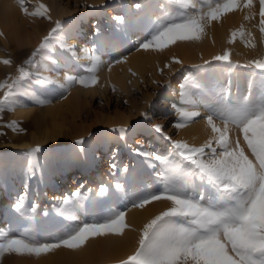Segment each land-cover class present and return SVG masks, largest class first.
I'll use <instances>...</instances> for the list:
<instances>
[{
    "label": "snow or ice",
    "instance_id": "6c2138e0",
    "mask_svg": "<svg viewBox=\"0 0 264 264\" xmlns=\"http://www.w3.org/2000/svg\"><path fill=\"white\" fill-rule=\"evenodd\" d=\"M15 2L24 15L51 20L50 9L46 5L41 3L30 12L26 0ZM167 3L179 10L166 12L158 23L150 27L137 51L162 52L177 41H199L212 21H219L225 12L253 6V0H243V4L239 0H202L198 8L192 0H167ZM135 7L139 9L142 5L137 3ZM189 7L194 11L189 12ZM253 17L245 16V19ZM259 17V31L264 35V0H259ZM115 19L118 25L125 22L121 16ZM62 29L61 22L55 21V26L24 62L37 69L35 73L21 66L18 68L19 77L9 76L0 82V91L3 92L0 96V114L14 111L17 107H27L20 97L36 106H44L51 102L48 97L57 89L66 92L75 85L94 87L99 83L96 73L102 65L107 64L108 71H111L113 64L127 61V57L104 61L97 55L98 48L94 46L82 49L84 58L91 61V66L86 69L87 74H65L64 83L41 75L40 67L45 72L52 71V68L47 64L38 65L35 57L44 50L55 49L56 41H59V48L70 53L73 59L81 58L76 55L74 46L63 42L60 35ZM238 34L241 38L245 36L243 31H234L228 43H233ZM247 35L250 37L251 33ZM251 47L255 48V44H251ZM213 61L219 62L217 67L229 71L240 67L231 61L227 49L223 54L213 56L211 61L204 60L202 65L195 67L204 69L205 65H212ZM0 63L11 65L12 61L3 59ZM172 63L181 64L182 61L173 57L164 68L170 69ZM243 67L250 69L248 90L245 96L236 100L231 95V77L226 83L217 85L212 100L206 99L204 87L197 83L192 73L184 76L183 82L179 84V99L171 103V109L177 116L173 127L181 129L195 122L201 116L198 108L203 106L207 112L204 117L205 128L206 131L210 129V135L202 144L196 146L185 140H173L164 131V126L156 123L148 131L168 142V154L162 156L155 151L143 150L140 146L133 149L146 161H158L163 172L158 186L152 191L140 193L132 207L143 209L159 201L167 202L168 207L150 218L141 228H132L126 222V211L121 210L119 205L114 207L110 202L116 192L123 191V186L117 183L116 191H113L110 186L101 184L95 194L103 198L97 201L100 205L99 218L91 222L82 221L72 209L87 199L91 190L84 193L81 191L84 186L81 185L69 195L58 198V207L55 208L59 216L73 222L70 227L46 241L30 235L28 230L16 235L0 231V257L13 253L40 257L61 247L80 249L90 238H120L125 230H131L139 232L137 247L119 264H264V58L250 60ZM163 70L159 69L161 74ZM131 74L136 75L134 72ZM112 88L115 91L114 85ZM253 89L259 90L255 97L252 95ZM140 115L145 120L151 119L147 112H141ZM217 120L221 123L217 124ZM6 127L13 131L22 130L14 120ZM233 127L242 134L250 154H246L241 147L239 137L235 140L231 138ZM113 131L118 132V139L124 140L126 144L127 136L136 134V126H122ZM75 143L83 145L84 140L81 138ZM42 151L37 145L26 153L23 172L25 191L9 206L21 219L38 212L39 206L28 202V189L32 177L42 171ZM118 152V148L113 150L112 163L109 165V172L113 176L118 170L115 160ZM52 155L57 158L62 154L53 149ZM120 170L127 173L128 167L124 166Z\"/></svg>",
    "mask_w": 264,
    "mask_h": 264
},
{
    "label": "rangeland",
    "instance_id": "374dc122",
    "mask_svg": "<svg viewBox=\"0 0 264 264\" xmlns=\"http://www.w3.org/2000/svg\"><path fill=\"white\" fill-rule=\"evenodd\" d=\"M86 1L87 0H26L30 12L42 3L49 9H55L59 17L57 19L51 17V20L31 17L24 15L20 10L18 22L24 24L23 32L19 35L21 45L16 47L15 43L9 40L7 31L4 33V40L0 37V46H2V48L0 47V58L1 60L10 59L12 61L11 65L0 64V82L4 81L9 76L12 78L19 77L18 68L21 66L32 73L37 71V69L26 65L24 62L39 47L43 37L55 26V21L57 20L63 25V29L60 33L63 42L69 46H74L76 55L81 58L73 59L70 53L59 48V41H56L55 49L44 50L38 54L35 59L38 65L42 66L47 64L52 68V71L45 72L43 67H40L39 70L41 75L50 76L52 79L64 83L65 74H87V68L85 66L90 60L82 58V48L84 45H87L90 37L97 36V34L99 35L97 29H107L114 23V20L116 21L115 18L117 16L124 17L125 21L131 19L133 20L131 23L134 22L133 25L135 24L137 26V24L142 21L143 15L145 17L146 13V16L150 14L149 20L156 21L157 23L160 19L158 17V8L164 3H167V0H106L99 4V6H101L99 9L89 10L90 7L87 6L88 2ZM137 3L141 4L142 7L137 9L135 7ZM95 6L97 8L98 4H95ZM145 6L147 10H145ZM140 11L143 13L146 12L145 14H141ZM138 12L141 14V18L137 16ZM148 19L147 22H149ZM151 21L147 24H150ZM50 22H52V25L49 24ZM140 24L143 23L141 22ZM147 24H144V26ZM132 35L134 36V41L132 43L134 47L125 54L126 56L137 51L136 49L139 43L143 42L148 35V27L145 26L141 29L134 28ZM12 48H15V50H12ZM229 51L231 55L234 53L232 47H230ZM221 54H223V52ZM97 55H101V59L104 61L122 59V57H119L117 54H113L109 48H106L103 53L97 51ZM230 59L234 64H240L238 61H233V58ZM53 61H55V63H53ZM163 64L165 65L168 63L164 61ZM202 64L203 63L200 61L183 65L172 63L170 69L164 68V66L161 65L157 73L150 79L149 75H144V77L141 76L135 79L128 76L123 85L116 84L115 82L110 83V85L105 88L100 85L98 90H102V93L94 92L85 94L84 91L86 89L84 87L75 85L73 87L80 89V92L77 97L78 107L72 109V116L69 111L64 109V105L69 98H71L74 91L72 90L73 87L66 92L57 89L55 93L48 97L51 102L44 106H36L30 101H27L33 108L32 115L27 119L16 118L13 111H5L0 114V168L3 169V172H0V221L3 220L4 211H7L11 217L13 215L19 216L14 210H10L9 206L16 201L19 194L25 191L23 176L19 178L13 173L8 176L4 167L5 163H8V168H10L13 161H18V157L26 161V153L30 149L28 147L29 149L25 148V151L15 153L13 149L10 150L7 146L11 143L9 139L10 135H26L30 134L32 131L31 129L23 128L22 124L18 122L26 124L33 122L34 119L41 118V114L52 104H57L61 108V115L58 117V120H61L63 117L65 127L59 139L57 138L59 143L55 144L56 140H54L50 145H46L40 154L42 171L39 172V175L45 177V181L42 182V191L38 194L36 186L33 185L32 181H29L28 202L38 205V212L35 214L36 216L34 215V220L32 218L33 215L30 214L29 217L32 218V221L29 219L28 221L26 220L24 224L25 228L23 227V229L28 230L30 235H36L42 241L50 240L64 232L67 227L73 224L72 221H68L64 217L59 216L55 211V208L58 207V198L69 195L77 188H80L81 185L84 186L81 189L82 192L88 193L89 190H91L88 198L83 200L78 206L73 207L72 210L80 217V220L91 222L92 220L98 219L100 216V205L97 203L99 200H97L95 194L101 184L108 185L111 189L117 183L121 185L126 184V190L123 188L126 192H124V195L129 196V189L132 191V195H137L139 193L138 189L135 190V188H137L136 174H139L140 177L144 175L147 177L145 179H150L149 177L154 176L153 174L158 171L161 177V173L163 172L162 165H160L158 161H146L143 157L137 155L133 149L140 146L143 150L155 151L162 156L168 154L166 151L168 142L162 140L158 134H152L148 131V129H151L152 125L156 123L162 124L164 126V131L171 136L173 140H181L179 129L173 127L177 120V116L171 109V103L178 101L179 84L183 82L184 76L188 73H192L193 77L197 78V83H200L202 87H204L206 93L207 91L210 93L206 96L208 100H212L215 94V88L213 87L217 86V84L226 83L230 77L232 79V99H238L235 94H240L239 98L243 92L245 95L247 94L250 69L243 67L241 64L240 67L233 68L231 71L223 67H212V65H205L204 69L195 67ZM13 65L16 69H13ZM116 65L117 64H113L112 67ZM103 66L108 70L107 64ZM161 68L164 69L163 74L159 71ZM212 73L215 75L213 76ZM32 79H35L34 75ZM211 79H215L213 80L214 82ZM154 81L156 83H154ZM236 81L241 83L240 86L245 85L241 87L242 90L237 86ZM216 82L217 84H215ZM113 85L115 86V91L112 89ZM244 94L242 96H244ZM2 95L3 92L0 91V96ZM63 96H66V98H63ZM125 101L127 103H125ZM141 112H147L151 119L145 120L144 117L140 115ZM200 112L201 116L196 118L195 121H204V117L207 115L205 108ZM109 117H111V120L106 121ZM126 119L128 123H125ZM13 120L17 121L22 130L13 131L11 128L6 127V125ZM216 123L220 124L221 122L217 120ZM122 126L128 128L136 126V134H129L126 144L124 140L118 139L119 133L113 131V129H118ZM80 130L92 132L89 136V140L85 141L83 145L76 144L73 136H71L72 134L69 133H77ZM57 145L59 146L58 148L55 147ZM78 148L86 150L88 155L91 150L93 153H96L94 158H90V162L92 163L89 168L90 172L83 174L78 171L67 170L64 179H61V167L58 169L57 165L56 168L54 163L63 162L64 164L73 162L76 157V149ZM117 148L119 152L115 160L118 164V170L116 175L113 176L109 172V165L112 163L113 150ZM53 149H55L56 153L62 155L53 158ZM51 162L52 166L50 167L49 164ZM150 164L154 166L150 167ZM124 166L128 167L127 173L120 170ZM32 178L35 180L36 175ZM130 186L133 187L131 188ZM116 205H114V207ZM119 206L120 209L122 208L121 210L126 212L132 207H126L125 205ZM29 223L34 226L32 229L35 228V230L31 229V224L29 226ZM17 232L18 231H16V233L12 232V235H16ZM65 249L68 248L61 247L49 253H57ZM125 259H127V257L114 262L109 261L111 263L107 262L106 264H119L121 260Z\"/></svg>",
    "mask_w": 264,
    "mask_h": 264
},
{
    "label": "bare ground",
    "instance_id": "6f19581e",
    "mask_svg": "<svg viewBox=\"0 0 264 264\" xmlns=\"http://www.w3.org/2000/svg\"><path fill=\"white\" fill-rule=\"evenodd\" d=\"M104 1L106 0H87L86 2H88L87 6L90 7L89 10H95V9H99L101 7L99 6V4ZM239 2L240 4H243V0H239ZM192 3L195 4L196 7L198 8L201 6L202 0H192ZM95 4H98L97 8ZM146 6L144 7L145 10H147ZM169 10L171 12H176L179 9L173 7L172 5H169L168 3H164L160 8H158V17L160 19L158 17L157 18L159 19V21L163 18L166 12H170ZM188 11L191 12L194 11V9L189 7ZM140 12L141 14H145L146 11L144 13L142 11ZM19 13H20V8L16 4L15 0H0V33H2L0 37L2 38V40H4V35H5L4 33L5 31H7L9 40H12L15 43L16 47H19L21 45L19 35L20 33L23 32L24 29V24L18 22ZM49 14L54 19H57L59 17V14L53 8L50 9ZM141 14L138 12L137 16L141 18L140 17ZM146 14L145 17L144 15L142 17L141 22L143 24H140L141 22L139 21L140 23L137 24L136 26L135 24L133 25L134 22L131 23L133 20L128 19L123 24L118 25V23L114 20V23H112V25L109 26L107 29L105 28L99 30L98 31L99 35L97 34V36L90 37V39L87 42V45H84L82 49L85 48L91 49L95 46L98 48L99 53H103L106 48H109L111 49L113 54H117L119 57L122 58L127 57V61L125 63L117 64L116 66L112 67L113 69L111 71L106 70L105 67L102 65L98 70V72L96 73L99 76V83L94 87L85 88L86 89L84 91L85 94L88 93L91 94L94 92L102 93V90H98V87L100 85L103 86L104 88L113 82L119 85H123L126 77L128 76L135 79L141 76L144 77V75H149V79H150L155 73H157V70L158 68H160L161 65L164 66L163 64L164 61H166L169 64L171 63L173 57H176L177 59L182 61L180 65L197 62V61L203 63L204 60L211 61L213 56L220 55L226 49L230 50V47H232L234 49V53L232 55L230 54V58H233V61H238L241 65L247 64V62L250 60L264 58V35H262L259 31V19H260L259 0H253V6L251 8L238 7L233 11L225 12L221 16L219 21H215V20L212 21L211 25L206 29V34L199 41H177L175 44L170 45L162 52H156L152 50L149 51L140 50V51L132 52L126 56L125 54L131 51V49L134 47V45L132 44L134 41L133 39L134 36L132 35L133 29L134 28L141 29L145 26H147L149 29L150 27L156 24V21L149 20L150 14L148 13L149 14L147 15L148 17L146 16ZM245 16H250L253 18L245 19ZM157 18L155 19L158 20ZM147 19L149 20V22L151 21L150 24H147L149 23L147 22ZM49 24L52 25V22H50ZM144 24L147 25L144 26ZM234 31L238 33L240 31H243L245 33V36L241 38V36L238 34L235 40L233 41V43H228V41L232 38L231 34ZM248 33H251L250 37L247 35ZM251 44H255V48L251 47ZM0 47L2 48V46ZM12 50H15V48H12ZM84 56L85 53L82 51V58H84ZM218 63L219 62L213 61L212 67L217 66ZM90 66H91V61L87 62L85 67L88 68ZM206 66H211V65H206ZM13 69H16V67L14 66ZM129 69H131V72L129 71ZM132 72L136 73V75L133 76L131 74ZM236 82H237V86L240 87V89L242 90L241 87L245 85L240 86L241 83H239L238 81ZM215 84H217V82ZM216 87L217 86L213 88L216 89ZM72 90L74 91L71 98H69V100L64 105V109L69 111V113H71V116H72V109L78 107L77 97L80 92V89H77V87L76 88L73 87ZM257 90L256 89L253 90L252 92L253 97H255V95L259 91ZM209 94L210 93L207 91L206 96ZM243 94L244 92L241 94L240 97H243L242 96ZM235 95L239 98L240 94L239 95L235 94ZM19 99L22 102L26 103L28 106L17 107L13 111V114L16 118L27 119L33 113L32 105L27 102L26 98L20 97ZM203 108H204L203 106H200L198 110L202 111ZM60 115H61V108L59 107V105L52 104L46 108L44 113L41 114V118L34 119L33 122L26 124L22 122H18L22 124L23 128H28L31 129L32 131L30 134H26V135H22V134L10 135L9 139L11 143L7 145L8 148H10V150L13 149L15 153H18L25 151V148L29 147L31 149L37 145H39L40 148L43 150L46 147V145H50L51 142H54V140H56L55 144L59 143V141H57V138L59 139L60 134L62 133L63 128L65 127L63 117L61 118V120H58V117ZM108 120H111V117L106 119V121ZM125 123H128L127 119ZM69 133L72 134L71 136H73V139L75 141L82 138L84 142L88 141L89 136L92 134V132L84 131V130H80L77 133H72V132ZM179 135H181V140H185L189 144L199 146L207 139L208 135H210V129L206 131L205 121L199 120L189 124L185 128L179 129ZM230 136L233 140L239 137L241 147L245 149L246 154H250L245 142L243 141V136L242 134L239 133L238 129L233 127ZM77 153L79 154L78 156ZM94 156H96V153H93L92 150L88 155L86 150L78 148L76 149V157L74 158L73 162H68L64 164L63 162L62 163L56 162L54 164L56 165L55 166L56 168L58 165V169L61 167L60 168L61 169L60 174L62 177L61 179H64L67 170L78 171L83 174L89 173L90 172L89 168L92 164L90 162V158L91 157L94 158ZM49 166L50 167L52 166V162L49 164ZM4 167L6 169L5 171L8 174V176L13 173L17 175L19 178H22L23 176L22 172H24V167H25V159L18 157V161L16 162L13 161L12 166L10 168H8V163H5ZM0 172H3L2 168H0ZM39 172L40 171L36 173L35 180L34 178L30 180L33 182V185L36 186L37 188L36 190L38 194L42 191V182L45 181V177L39 175ZM136 175H137L136 176L137 183L136 182L135 183L137 185V188H135V190L138 189L139 193L137 195H132L131 194L132 191L129 189L128 190L129 196H125L124 192L126 190L125 188L126 184L124 185L122 184L125 190L116 192V195L111 198L110 202L113 203V206L116 204L125 205L126 207L132 206V203L138 198V195L140 193H146L154 190L158 186V182L161 179V177L159 176L160 174H158V171L155 174H153L154 176L149 177L150 179H145L147 177L144 175L141 177L139 176V174ZM130 187L132 188L133 186ZM0 188H1V180H0ZM112 190L116 191L115 186L112 187ZM96 198L97 200L103 199L98 196ZM168 206L169 205L167 202L159 201V202H152L151 204L145 206V208L143 209L131 207L130 210L126 212V222L130 224L132 228L139 229L150 218H152L154 215L158 214L161 210H164ZM29 216L30 214L26 215L23 219H21L19 216L17 217L13 215L11 217L7 211H4L3 220L0 221V231H7L11 235L12 232L16 233V231L18 232L24 231L25 229H23V227L25 226L24 225L26 223L25 221L26 220L28 221V219L31 220L32 218L34 220V217L36 215L32 216V218H30ZM30 224L31 223H29V226ZM33 227L34 226H32L31 224V229ZM32 230H35V228ZM138 236H139L138 231L125 230V234L123 235V237L90 238L88 241H86L85 245L82 248L75 250L65 249L57 253L54 252L49 254L48 253L42 254L40 257L29 256V255H17L14 253L5 254L4 256L0 257V264H106L109 261L114 262L121 258L128 257L130 254H132V252L137 247Z\"/></svg>",
    "mask_w": 264,
    "mask_h": 264
}]
</instances>
